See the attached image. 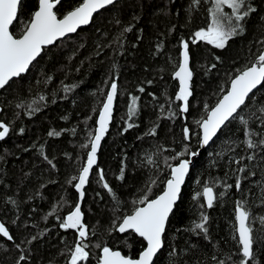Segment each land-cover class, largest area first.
Returning a JSON list of instances; mask_svg holds the SVG:
<instances>
[{
    "label": "trees",
    "instance_id": "obj_1",
    "mask_svg": "<svg viewBox=\"0 0 264 264\" xmlns=\"http://www.w3.org/2000/svg\"><path fill=\"white\" fill-rule=\"evenodd\" d=\"M79 2L62 0L58 15ZM250 2L257 11L247 18L246 31L218 49L206 41L190 42L196 30L211 22V0H203L195 9L189 7L190 0H119L97 13L89 26L45 48L26 74L0 90V120L11 122L10 135L0 141V220L14 236V241L0 237V264H16L21 254L28 257L21 264H68L67 250L75 244L77 232L62 229L57 216L66 217L78 203V191L68 181L78 176L86 163L90 146L82 145L95 134L112 79L118 84L112 122L84 188L81 211L88 226L85 243L90 256L81 264H98L105 245L132 258L138 256L145 241L132 231L118 232L114 222L118 226L123 216L141 206L138 201L143 196L152 199L163 190L170 176L168 165L179 161L165 162L166 158L180 152L188 158V153L199 149L197 121L207 116L232 78L250 66L263 49L264 0ZM36 7L37 0H23L19 19L11 26L15 35L22 34ZM224 11L231 10L225 6ZM127 27L132 30L124 32ZM181 41L190 42L193 94L188 112H182V101L175 99L179 90L174 73L183 50ZM65 86L73 87L65 92ZM132 96L139 97L138 115L129 120ZM253 100L264 103V87L254 91ZM248 103L242 112L246 117L259 107ZM29 104L33 108L39 105L40 110L29 114ZM127 123L136 126L125 132ZM21 127L23 134H19ZM185 127L190 130L188 140ZM153 128L156 134L149 135ZM240 128L238 120L227 124L196 159L170 215L155 264H218L229 255L238 260L240 245L234 237L238 236L235 207L240 199L247 201L245 207L256 217L250 224L257 237L253 264H264V225L258 219L264 216V170L257 166V159L244 161L255 175L236 171L239 166L230 163V158L252 152L242 144L234 152H226L227 141L243 140ZM53 129L61 135L49 136ZM217 153H224L223 158ZM122 168L123 179H119ZM100 170L113 193L104 189ZM238 177L240 190L235 188ZM153 179L155 184H151ZM205 185L213 187L218 197L212 208H207L203 195L196 196ZM219 192L226 195L220 197ZM53 206L57 212L48 215ZM202 211L209 216L207 238L189 230L194 222H200ZM33 236L37 239L28 243Z\"/></svg>",
    "mask_w": 264,
    "mask_h": 264
},
{
    "label": "snow or ice",
    "instance_id": "obj_2",
    "mask_svg": "<svg viewBox=\"0 0 264 264\" xmlns=\"http://www.w3.org/2000/svg\"><path fill=\"white\" fill-rule=\"evenodd\" d=\"M202 2L203 0H190L189 7L195 9ZM61 3L62 0H37L36 9L31 13L29 21L22 30V34L17 36L10 31V26L19 19V10L23 0H0V89L7 86L13 78L20 77L22 73H25L29 66L40 56L45 46L53 45L59 38L76 33L82 25H88L93 20L94 13L108 6H115L118 0H80L76 6L70 7V10L58 15V5ZM211 3L212 7L208 9L211 15V22L206 28L201 27L196 30L190 42L194 44L197 41H206L218 49H224L230 39L240 36L246 31L245 22L250 14L255 13L257 9L250 0H211ZM225 6L231 10L230 13L224 11ZM261 19L264 20V18ZM131 30V27H127L124 32ZM190 42L181 41L183 48L182 62L174 73L180 85L175 99L182 101V112L189 111V97L193 94L190 89V81L193 76L192 71L189 69ZM260 43H264V40H261ZM99 54L98 52L97 55ZM216 59L219 60L220 58L216 57ZM215 67L216 65L213 64L212 68ZM48 79L50 80L51 77ZM258 86L264 87V50L260 51L254 63L241 70L231 80L230 88L222 99L208 111L206 118L197 121L202 129L201 146H206L217 137L223 127L234 120H238L244 138L239 143H237V140L227 141L226 152H234L235 148L241 144L246 151L252 150L251 154L247 156L231 157L229 160L230 163H235L239 166L236 171L240 173L247 172L251 175L256 173L252 171L249 164L244 163L245 160L256 161L258 159L259 163L257 166L264 170V155H261L264 152V103L253 100L254 90ZM71 87L73 86H65L64 91H71ZM139 91L143 92L144 89L141 87ZM117 94L118 84L115 79H112L110 89L99 112L98 127L95 134L91 137L89 143L82 145L85 148L90 146L86 163L80 169L79 175L71 177L68 181L78 191L81 200L85 195L84 187L89 180L90 171L97 163V150L100 147L101 139L108 131L109 122L112 119L113 103ZM39 99L44 100L45 97L40 96ZM138 100L139 97L137 96L131 97L128 107L129 120L138 115ZM248 101H252L253 104H259V107L246 117L242 112L249 107ZM21 106L20 104L17 105V107ZM27 107L31 109L29 114H34L40 110L39 105L33 108L29 104ZM161 108H163V105H161ZM134 126L136 125L133 123H127L124 131L126 132ZM24 131V128L21 127L19 134H23ZM10 132L11 122L0 120V141L7 138ZM189 132V128L185 127L184 137L186 140L190 139ZM148 134L155 135L156 129L153 128ZM48 135L58 137L61 132L53 129L48 132ZM41 154L50 166L55 167L53 161L46 154ZM197 154V152L188 153L192 157ZM184 155V152H180L173 157L165 159V162H167L168 159L176 160L179 158V162L175 165H168L170 176L166 180L164 190L160 195L156 196L155 199H149L147 195L143 196L138 201L142 206L135 207L130 215L123 216L118 226L114 222V227H116L118 232L125 233L127 230H132L146 242V247L139 253L138 258L122 255L120 251L113 250L105 245L101 249L102 255L98 259V264H155L153 258L158 255L164 245L166 226L170 221V214L174 213L175 206L180 198L181 185L184 183L185 176L189 171L191 161L183 158ZM217 155L223 158L224 153H217ZM0 159H3V157L0 156ZM152 163H155V161H152ZM123 172L122 168L119 179H123ZM99 177L100 181L103 182L104 189L109 193H113V189L104 179L103 170H100ZM73 181L76 182L73 184ZM155 183L156 180H151V184ZM231 187L232 185H225L227 189ZM261 187L264 190V184ZM235 188L237 190L241 189V179L239 177L236 180ZM200 195L206 198L207 208H212L214 201L218 198L214 194L213 187L207 185L203 187L202 194L196 193L197 197ZM225 195V192H219L220 197ZM113 198L116 199L114 194ZM9 200L13 204L16 203L11 198ZM134 203L137 202L134 201ZM246 203L247 201L244 199L237 200L235 207L238 236L234 237V239L238 240L240 245L238 250L240 258L233 261L232 256L229 255L227 260L221 259L218 264H253L255 260L256 254L253 245L257 237L250 224L255 221L256 217L250 214V210L245 207ZM262 203H264V199H262ZM56 212L57 207L53 206L52 211L48 215H53ZM57 219H61L59 226L62 229H74L77 232L75 244L67 250L69 255L68 264H81V262L87 261L90 252L86 250L89 245L85 243V240L88 239L89 232L88 226L83 223L80 203H76L74 209L66 217L60 218L57 216ZM258 219L260 224L264 225V216H260ZM208 221L209 216L202 211L200 213V222H194L189 230L196 232L197 235L203 233L205 238H207L209 232ZM0 237L6 238L8 241H14V236L2 222H0ZM36 239L37 236H33L28 243ZM15 247L19 249L20 245L16 244ZM96 247H100V245L97 244ZM175 254V250H173L171 255L175 256ZM213 259L215 260L216 257L213 256ZM27 260L28 257L25 254H21L16 264H21V262H26ZM172 264H175V261Z\"/></svg>",
    "mask_w": 264,
    "mask_h": 264
},
{
    "label": "water",
    "instance_id": "obj_3",
    "mask_svg": "<svg viewBox=\"0 0 264 264\" xmlns=\"http://www.w3.org/2000/svg\"><path fill=\"white\" fill-rule=\"evenodd\" d=\"M119 1V0H118ZM101 10H103V9H101ZM101 10H99L97 13H99ZM97 13H94V16L97 14ZM92 22V21H91ZM91 22L88 24V25H82L78 30H77V32L80 30V29H82V28H84V27H87V26H89L90 24H91ZM10 31H11V26H10ZM72 34H75V33H72ZM72 34H68L67 36H69V35H72ZM66 36V37H67ZM65 38V37H64ZM64 38H59L57 41H55L54 42V44L56 43V42H58V41H60L61 39H64ZM53 44V45H54ZM50 46H52V45H48V46H45L44 47V49L45 48H47V47H50ZM262 50H264V47H263V49ZM183 51V50H182ZM182 51H181V55H180V62H179V64L182 62ZM43 52V51H42ZM42 52H41V54H42ZM40 54V55H41ZM190 55V54H189ZM39 57V56H38ZM37 57V58H38ZM255 61H256V59H255ZM254 61V62H255ZM35 62V61H34ZM33 62V63H34ZM253 62V63H254ZM32 63V64H33ZM31 64V65H32ZM31 65L29 66V69H30V67H31ZM29 69L25 72V73H22L21 75H24V74H26L28 71H29ZM189 69H190V71H192L191 70V58H190V60H189ZM178 70V68L176 69V71ZM18 78V77H17ZM14 79V78H13ZM177 79V82H178V90H179V80H178V78H176ZM233 79V78H232ZM230 83H231V81H230ZM260 86H258V88H259ZM229 88H230V84H229ZM228 88V89H229ZM257 88V89H258ZM190 89H191V81H190ZM256 89V90H257ZM1 90V89H0ZM192 91V90H191ZM255 91V90H254ZM226 93V92H225ZM224 93V94H225ZM223 94V95H224ZM223 95L221 96V98L220 99H222V97H223ZM251 95V94H250ZM191 97V96H190ZM190 97H189V99H190ZM219 99V100H220ZM115 100H116V98H115ZM115 100H114V103H113V108H114V104H115ZM218 103V102H217ZM216 103V104H217ZM215 104V105H216ZM214 105V106H215ZM213 106V107H214ZM0 109H1V105H0ZM102 109V108H101ZM1 112V111H0ZM206 118V117H205ZM98 119H99V116H98ZM97 122H98V120H97ZM111 122H112V119H111V121L109 122V126H108V130H109V127H110V124H111ZM97 127H98V123H97ZM108 132V131H107ZM107 132L105 133V135H104V137L101 139V142H100V147H101V143H102V141H103V139L105 138V136H106V134H107ZM216 138V137H215ZM214 138V139H215ZM201 139H202V129L200 128V146H199V149L196 151L198 154L196 155V156H194V157H192V156H189L188 158H186V159H189L190 161H191V163H190V165H189V171H188V173L186 174V176H185V181H184V183L181 185V193H182V190H183V187H184V185H185V183H186V180H187V177H188V175H189V173H190V170H191V168L193 167V165H194V163H195V161H196V159L199 157V155H200V153L204 150V149H206L211 143H212V141H210V143L208 144V145H206V146H201ZM213 139V140H214ZM100 147L98 148V150H97V161H98V152H99V150H100ZM179 162V161H178ZM177 162V163H178ZM176 163V164H177ZM97 164V163H96ZM96 165H94L93 166V168L95 167ZM93 170V169H92ZM92 170L90 171V174H89V178H90V175H91V172H92ZM87 184V183H86ZM86 184H85V186H86ZM164 187H165V185H164ZM85 188V187H84ZM163 190H164V188H163ZM163 190L158 194V195H160L162 192H163ZM213 191H214V189H213ZM203 192V191H202ZM214 194H215V191H214ZM157 195V196H158ZM181 195V194H180ZM84 198V197H83ZM156 198V196L154 197V198H152V199H155ZM204 198V201H205V204H206V206H207V203H206V198L205 197H203ZM180 199V198H179ZM82 201H83V199L81 200L80 199V197H79V200H78V202L80 203V206H82ZM179 201V200H178ZM142 206V205H141ZM171 215V214H170ZM235 217H236V213H235ZM236 219V218H235ZM0 222H2L1 220H0ZM3 223V222H2ZM167 227V226H166ZM237 227H238V222L236 221V229H237ZM72 230H74V229H72ZM128 231H132V230H127L126 232H128ZM136 234V233H135ZM136 235H138V234H136ZM237 235H238V233H237ZM145 247H146V242H145ZM163 248V247H162ZM112 249V248H111ZM113 250H117V249H113ZM143 250V249H142ZM141 250V251H142ZM118 251H120V250H118ZM140 251V252H141ZM121 252V251H120ZM122 253V252H121ZM101 255H102V251H101ZM122 255H125V254H123L122 253ZM127 256V255H126ZM138 256H139V254H138ZM138 256L137 257H135V258H138ZM153 259H155V257L153 258Z\"/></svg>",
    "mask_w": 264,
    "mask_h": 264
}]
</instances>
